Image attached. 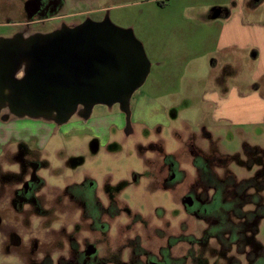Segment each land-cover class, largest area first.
I'll return each mask as SVG.
<instances>
[{
  "label": "rangeland",
  "instance_id": "rangeland-1",
  "mask_svg": "<svg viewBox=\"0 0 264 264\" xmlns=\"http://www.w3.org/2000/svg\"><path fill=\"white\" fill-rule=\"evenodd\" d=\"M29 1L0 0V24L23 19ZM36 2L45 3V11L36 16L35 27L39 29L78 21L81 18L71 15L86 6H77V0ZM254 2H245V19L264 23V0ZM238 3L170 0L169 6L162 8L155 0H97L96 5L107 7L104 18L109 15L116 25L134 30L152 61L151 72L131 98L129 127L121 123L118 104H99L93 108L90 124L78 114L68 121L69 128L49 125L53 118H37L43 119L38 123L45 124L48 129L43 131L50 135L43 147L10 142L0 150V264H148L152 252L160 260L166 254L180 255L184 264H248L249 257L264 251V216L260 213L264 209V121L258 122L263 110L252 117L254 122H212L209 106L200 104L202 93L217 84L216 77L223 89L232 85L245 91L257 88L264 95V74H255L256 67L247 61L218 65L220 61L207 52L213 49L221 17L211 27L190 19L193 13L210 19L216 8L232 11ZM176 26L182 29L181 36ZM11 29L0 26V34ZM185 46L192 53H184ZM244 51L238 50L237 56ZM178 53L183 55L178 57ZM159 60L173 66H158ZM143 94L160 104V117L154 114L159 122L154 116L135 120L134 107ZM159 145L166 154L177 156L183 181L176 188L172 182H162L169 174ZM206 166L235 183L228 187V195L238 200L241 212L232 214L230 220L239 241L229 250H221L218 240L205 234L212 224L207 216L193 215L183 203ZM89 182L95 185L103 205L102 215L91 200L93 187ZM25 186L30 187L31 195H17ZM235 187H242L243 192L230 190ZM68 188L78 201L88 204L84 217L80 216L81 231L66 222L74 213L77 220L79 210L74 201H61ZM205 192L198 185L196 193L205 197ZM207 193L213 194V190ZM106 224V233H92V227L102 229ZM230 235L224 238L228 240ZM126 242L132 248L124 247ZM153 242L160 244L153 246ZM148 243L152 246L146 249L151 252L147 256L141 248ZM90 244L98 250L97 257L86 254Z\"/></svg>",
  "mask_w": 264,
  "mask_h": 264
},
{
  "label": "water",
  "instance_id": "water-1",
  "mask_svg": "<svg viewBox=\"0 0 264 264\" xmlns=\"http://www.w3.org/2000/svg\"><path fill=\"white\" fill-rule=\"evenodd\" d=\"M151 67L134 30L109 16L26 40H0V111L65 123L79 107L87 119L96 105L119 104L129 117L131 98Z\"/></svg>",
  "mask_w": 264,
  "mask_h": 264
},
{
  "label": "flooded vegetation",
  "instance_id": "flooded-vegetation-1",
  "mask_svg": "<svg viewBox=\"0 0 264 264\" xmlns=\"http://www.w3.org/2000/svg\"><path fill=\"white\" fill-rule=\"evenodd\" d=\"M43 2V1H42ZM45 11V3L40 4L39 2H36V0H30L27 3L26 6V10L24 11L25 14H23L24 18L19 20V21H15V22H7L5 24H0V26H10L12 27V29L10 30V33L7 34H0V40H4L7 38H11V39H30L32 37H35L37 35H42V34H48V33H52L56 30L61 29L64 25L73 27L76 25H79L81 23H83L85 20L87 19H92V16L86 17L83 20H81L80 22L78 21L77 24H69L68 22H61L57 25L52 26L50 29H39L36 28L35 26L38 24V20L36 19V16L38 13ZM106 17H108V15H106ZM105 17V18H106ZM103 18V19H105ZM102 19V20H103ZM75 23V21H74ZM28 32V33H26ZM19 76H22V73L19 74ZM115 105V104H114ZM113 105V106H114ZM119 106V104H118ZM95 107V106H94ZM120 109V106H119ZM130 110H131V102H130ZM93 111V110H92ZM121 111V109H120ZM86 113V110L83 109L82 107H79L78 111L76 114H78L80 117H82V115H84ZM121 113L124 115L125 118V125H127V127H129L131 125V121H130V117H131V113L129 115V117L127 116V114L123 111H121ZM92 114V113H91ZM91 116V115H90ZM83 118V117H82ZM90 118V117H89ZM87 118V119H89ZM84 120H87L85 118H83ZM44 120H48V119H44ZM38 121H43V119H36V118H32L29 116H17L13 113L10 112V110L8 108H4L0 111V150L2 149H6L7 148V144L10 142H17V143H22L21 145L25 144H29V145H35L36 146H40L42 145V147L48 143V137H50V135H48V132H44L43 130H47L46 129V125L45 124H41L38 123ZM48 122L50 123L49 125L51 126H56L58 128L63 127L64 125L63 123H58L55 120L50 121L48 120ZM36 129V130H35ZM43 142V143H41ZM161 146V145H159ZM159 148V152L162 153L161 155H163V166H167L168 167V174L169 176L163 177L162 178V182L166 185L171 184V182L173 183V188L181 183V180L183 181V179L180 177V170H179V162L177 159V156L175 154H166L164 148L158 147ZM165 154H164V153ZM200 156V155H199ZM172 159V161H170ZM211 166L213 164V161L211 158L207 157L206 158ZM208 167L206 166V168L204 169V174H201V177L199 176L197 181L195 183H192L191 185V190L189 192V194L186 196V198L183 200V203L187 206L188 212H191L193 215L195 214H201L204 213L206 217V219H209L212 224L210 223L206 230H205V234L208 236H213L215 239H217L218 243L221 244V250L225 249V250H229L232 247V244L235 242L239 241V237L237 238V235L234 232V225L231 223V217L232 214L233 215H237V214H241V212L238 209V200L235 199H230L229 195H228V187L229 186H234L235 183H233L230 179L227 178H221L220 176H218L217 172L215 170H213L212 167ZM91 184V186L93 187V195H90L91 200L94 201L95 204H97V208L98 211L100 212V215H102V203L101 201L98 199L96 193H95V185L92 184L91 182H89ZM161 183V184H163ZM160 184V185H161ZM201 187V191L205 192V197H201L200 193H196L197 191V187ZM83 185H81L80 187H82ZM244 186V185H243ZM262 186H264V183L262 184ZM71 188V187H70ZM169 188V187H167ZM212 189L213 190V194H209L207 193L208 189ZM240 188L242 187H235V188H230V190H234L237 194L242 193L243 191L240 190ZM220 189V190H219ZM69 188L67 189V191L65 192V196L63 198H60L61 201L64 200V198H67V200H71L74 201L78 207V213H77V220L75 219V213L71 216L70 221L66 220V222H68L69 226L71 228H73V230L76 231H81L80 228V216L83 218L84 214L87 210V206L88 204H85V201L81 200L78 201L79 199L75 198L69 191ZM245 190V188L243 189ZM17 195L22 196V197H26L27 195H31V190L29 186H25V188L21 191H16ZM21 198V197H20ZM188 203V205H187ZM186 208V207H185ZM105 210V209H104ZM106 213H109V217L112 218V212L110 210H105ZM81 212V213H80ZM190 213V214H191ZM261 215L264 216V209L262 208L261 210ZM79 214V215H78ZM68 215V213H67ZM66 215V216H67ZM76 220V223H75ZM99 227V226H98ZM107 224L103 225L102 229L100 228H95L92 227V233L93 232H103L106 233L109 230V227L107 229ZM236 227L238 228L237 231H240V226L236 225ZM155 233H159L158 230H156ZM165 232H163L164 235ZM227 233H231L230 237L228 240H226L224 238V235ZM163 238V236H161ZM68 238V237H67ZM159 237H157L158 239ZM72 239V237L70 238ZM177 242L179 240L178 237H175ZM66 244L67 243V239H65ZM71 243V242H70ZM150 243V242H149ZM146 244L145 246H143L141 249L145 251V255H149V253H151L150 251L146 250L147 248H151L152 244ZM156 244H160L157 242H153V246H157ZM124 247H131L129 242H126L124 245ZM162 247V246H161ZM165 247V246H164ZM139 248V247H138ZM160 248V247H159ZM140 249V248H139ZM170 250V248H168ZM241 249V248H240ZM168 250V251H169ZM98 250H96V247L92 244L88 245L87 249H86V254H93V257H97L96 256V252ZM264 251L262 252H258L257 255L253 254V257H249L250 258V263L248 264H264ZM143 254V253H141ZM153 252L149 255L148 258V264H168L167 261H173L175 264H184L183 262H181L182 260H184L183 257L179 256H175L173 254L172 257H169L167 254L164 255V257L160 260L159 257L152 255ZM144 255V254H143ZM188 255V253H187ZM263 256V257H262ZM171 258V259H170ZM186 259V257H185ZM109 260H105V262H108ZM138 264V263H137ZM235 264V263H234ZM236 264H241V261H237Z\"/></svg>",
  "mask_w": 264,
  "mask_h": 264
},
{
  "label": "crops",
  "instance_id": "crops-1",
  "mask_svg": "<svg viewBox=\"0 0 264 264\" xmlns=\"http://www.w3.org/2000/svg\"><path fill=\"white\" fill-rule=\"evenodd\" d=\"M155 1L158 6L162 8L169 6L170 3V0H162L164 4L161 5L159 4L158 0ZM238 1L239 5L232 11L219 7L211 12V15L213 17L210 19H207V17L203 15L198 17L197 14L194 13L192 14V16H190V19L204 21L205 23L209 24V27H211V24L214 23L215 20L216 22H219L218 19H220L219 17H221L222 21L217 36L214 37L213 49L207 52L214 54V59H218L220 61H218V65L224 66L228 61H233V63L236 62V64L242 65L245 61H247L250 66L253 64L252 66L256 67L255 74H264V23L246 21L244 6L245 2H247L248 0ZM96 2L97 0H77V6H86L78 9V11L76 13H73L71 16L77 15L75 17L81 18L78 19L79 22L89 16H92L95 21H101L104 18L102 15L107 12V7L96 5ZM190 7L195 8V5H190ZM78 21H75V23L74 21H70L68 23L77 24ZM176 27L178 28V26ZM177 34H179L180 36L182 35V29L180 27L178 28ZM141 39H143V37H141ZM183 49L184 53L186 54L187 51H190L192 53L191 48H188V46H185ZM183 49L179 48V50ZM240 49L245 50V55L243 53H239L242 56H237L236 52H238V50ZM252 51L254 54L252 53ZM181 55L183 54L178 53V57H180ZM255 60H258L257 65L255 64ZM169 64L170 63H168L167 60L158 61V66H168ZM213 65L217 67V63L214 60ZM172 66L173 65L170 64L169 68H171ZM215 79L217 81V84L214 87L206 89L202 93L200 103L203 107L209 106L210 121H231L242 124L246 122H254V118L252 117H255L256 113L260 112V108H262L263 112L262 114H260L258 122L264 121V95L258 92L256 90L257 88H249V90L245 91L236 85H232L227 90L223 89L221 83L218 82L219 79L217 77ZM134 112L135 120L137 122L145 120L144 117H147L149 120H151L155 113H157V115H159L160 117L161 107L160 104L156 102L153 96L143 94L141 98H139L136 102ZM201 112L202 110L200 111V113ZM120 116L121 123L125 124L124 115L120 113ZM159 117L157 116L155 118L154 116L153 119H156V121L159 122ZM85 122L87 124L91 123L90 119L85 120ZM63 124H65L64 128L70 127L68 121ZM155 124L158 123L155 122ZM106 128L107 127H105V129Z\"/></svg>",
  "mask_w": 264,
  "mask_h": 264
},
{
  "label": "trees",
  "instance_id": "trees-1",
  "mask_svg": "<svg viewBox=\"0 0 264 264\" xmlns=\"http://www.w3.org/2000/svg\"><path fill=\"white\" fill-rule=\"evenodd\" d=\"M159 4L163 5L164 2L162 0H158Z\"/></svg>",
  "mask_w": 264,
  "mask_h": 264
}]
</instances>
